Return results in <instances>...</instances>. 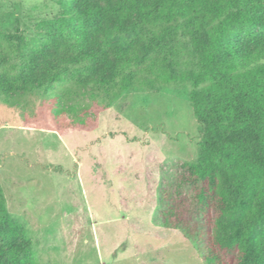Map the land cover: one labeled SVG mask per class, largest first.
I'll return each instance as SVG.
<instances>
[{
  "label": "trees",
  "instance_id": "trees-1",
  "mask_svg": "<svg viewBox=\"0 0 264 264\" xmlns=\"http://www.w3.org/2000/svg\"><path fill=\"white\" fill-rule=\"evenodd\" d=\"M103 2L62 1L14 52L0 95L66 77L118 92L189 86L202 127L200 154L186 164L192 194L187 203L165 194L161 224L196 242L204 264H264V0ZM0 240V264H37L1 186Z\"/></svg>",
  "mask_w": 264,
  "mask_h": 264
},
{
  "label": "rangeland",
  "instance_id": "rangeland-1",
  "mask_svg": "<svg viewBox=\"0 0 264 264\" xmlns=\"http://www.w3.org/2000/svg\"><path fill=\"white\" fill-rule=\"evenodd\" d=\"M62 1L0 0V76ZM188 59L185 50L172 69ZM189 90L118 92L66 77L0 95V186L37 264H204L196 242L161 224L165 194L185 203L192 194L186 164L202 127Z\"/></svg>",
  "mask_w": 264,
  "mask_h": 264
}]
</instances>
